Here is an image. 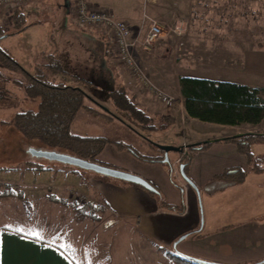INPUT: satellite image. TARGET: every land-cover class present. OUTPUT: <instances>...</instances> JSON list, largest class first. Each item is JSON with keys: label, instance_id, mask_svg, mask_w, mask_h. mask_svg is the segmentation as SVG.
Wrapping results in <instances>:
<instances>
[{"label": "rangeland", "instance_id": "374dc122", "mask_svg": "<svg viewBox=\"0 0 264 264\" xmlns=\"http://www.w3.org/2000/svg\"><path fill=\"white\" fill-rule=\"evenodd\" d=\"M151 1H141L139 8L146 9L147 5L149 7L151 4ZM165 1H169L165 3L168 5V11L179 13L180 9L185 10L182 5L181 8L178 7V0H156L161 5ZM182 2L186 4L188 16L186 19L187 28L184 30L186 34L182 37L183 40L186 37L191 39H207L218 36L232 37L233 34H240L243 31L242 26L246 22L251 27V30L242 33H246V36L248 35L251 38L252 48H255L257 43H261L259 46L262 47L260 50L252 51L251 56L247 59L242 56L241 61L238 62V53H236L235 59L233 56L234 52H231L232 47L229 46L211 47L208 45L201 46L200 44L193 47L187 46V49L191 52L187 62L189 71L193 67L195 69L197 65L206 63L220 67L221 69L215 67L211 71L218 73L224 78H230L234 75V77L264 84V0H182ZM14 13V11L6 9L0 12V18H3L2 20L0 19V25H2L4 31L3 36L0 35L1 50L8 53L22 69L33 72L40 54L56 49V58L59 56L62 58L67 70H69L68 72L76 74L82 79L67 77L68 83L79 86L101 106L113 111L112 105L108 101L109 87H105L106 82L110 84L112 79L106 77L99 58H94L90 63L85 61L86 49L83 36L80 34H74L73 36L70 30L64 31L63 29L68 23V26L71 25L72 29L77 33L82 31L86 33L87 31L66 20L63 12L59 14V18L54 24L49 21H43L41 25L17 31L19 26L23 27L28 20H33V16L23 19V14L16 16ZM143 14L146 22L152 19L147 17L146 12ZM163 26L162 36L167 35L169 37L172 33L171 28L165 22ZM145 28L143 26L141 31L143 32ZM94 31L99 36V40L105 43V36L102 37L96 30ZM77 35H80L78 39L81 42L78 44L74 42ZM55 44L57 47H54ZM75 44L77 47H75ZM152 47L146 51L140 47L141 49L138 48L134 54L141 69L151 82L158 89L166 92L148 75V68L154 70L148 62L152 60L156 67L154 72L156 74L158 72L157 75H161L165 73L166 65L177 61L179 54H174L170 51L169 54L163 57L152 56L153 58H146L151 55ZM245 47L249 48L247 45L242 46V48ZM36 52L39 53L36 54ZM231 57H234L235 60L232 59L233 61H231ZM229 64H231L230 68H227ZM120 65L125 70L126 66L121 63ZM203 71L201 68L193 71V73L201 74ZM129 76L134 80L130 72ZM108 79H111L110 82ZM23 81V71L18 68L10 70L0 64V83H2V86L0 84V118L8 120V117L10 115L13 116L16 111L36 108L38 98H31L35 101L33 104L31 100L30 102L24 97ZM135 83L137 84L136 81ZM140 88L144 90L142 87ZM148 94L155 101L160 102L151 93ZM169 95L174 98L173 104L170 107L165 106L172 108L178 103L179 98H176V93H170ZM88 103L90 102L88 101ZM96 109L99 112L86 109L79 110L75 115L72 128L77 134L97 136L113 141L107 142L92 161L114 169H118L115 167L117 164L130 160L131 151L129 152V150H133L138 156L152 159L154 158L152 156H156L159 153L153 145H159V142L165 141V138L173 139L174 144H176L173 147H181L183 138H187V140H194L199 137L202 139L213 138L214 136H221L224 131L216 128L217 126L215 125L203 122H186L182 125L179 119L172 121L164 128L150 130L147 127L134 126L129 116L127 117L124 113L120 114V119L108 118L101 113V111L106 113V110L99 107H96ZM129 125L133 126L134 130L141 134V137L136 136ZM246 129H250V132L264 133V120L257 126L240 125L235 130L246 132ZM29 148L47 150V147L41 143L26 141L14 126L0 124V180L17 183V186L14 185L13 188L18 193H22L21 196L0 197V230L2 228L11 230L23 229L21 232L34 234V236L46 238L60 244L64 250H68L72 256H76L77 260H79L77 257L79 251L87 252L84 256L88 260L91 258V261L88 262L90 264H164L161 261L163 257L166 264L169 261L172 264H193L185 260L187 257L176 253L171 248L167 249L169 252L165 255L164 253L159 254L156 250L152 251L149 244L133 235L126 223L117 222L114 219V215H111L109 219H105L109 213L103 212L99 205L105 204V201L98 193V198L93 200L100 207L96 209L95 217L89 214V209L86 207L82 213L76 211L70 205L72 201L80 205L90 201H80V203L75 198L77 195L71 194L69 191V189H75L78 194L81 193L90 197L88 192H86L88 189L86 186L94 183V181H90L88 179L89 176L94 177V179H107L110 181L122 180L100 175L91 170L75 166L70 167L56 160L32 156ZM251 153V156H253L252 163H260L263 169L257 172L250 171L245 174L244 187L247 186L249 190L246 195L244 194L245 191L237 190L239 193L236 194V199L232 201H235V205L232 203L224 205L221 202L224 199L232 198L234 196L233 190L227 191L226 196L216 195L214 197L215 201L212 200L210 203L206 200L204 201L201 197L202 217L206 221V229L211 223V221L208 222V219L212 216L215 218L214 220L221 218L219 222H223V224L226 220L239 225L247 218L252 222H257L259 216L264 220V141L256 140L252 143ZM259 154L262 159L256 161ZM28 161L51 165V169H24L25 163ZM146 167H149L148 163ZM167 169H170L169 165H167ZM72 171L84 176L80 181L78 180L79 184L71 182L67 173H72ZM171 178L175 180L173 174ZM93 187L96 189L95 183ZM51 193L57 198L56 201L48 198ZM251 221L239 225L241 230L237 236L243 237V240L245 237L247 239L244 243H242V239H240L241 242H238L243 245L236 249L237 255H240L241 252L252 253L264 248V238L260 239V241L258 240V237L264 236V232L260 234V229L263 226L255 223L251 224ZM256 227L259 229H256ZM249 228L252 231H256L253 232L252 237L248 234ZM238 249H242V251ZM96 252L100 255L93 254ZM191 261L197 260L192 259ZM255 263L264 264V257Z\"/></svg>", "mask_w": 264, "mask_h": 264}, {"label": "crops", "instance_id": "0c3cea01", "mask_svg": "<svg viewBox=\"0 0 264 264\" xmlns=\"http://www.w3.org/2000/svg\"><path fill=\"white\" fill-rule=\"evenodd\" d=\"M89 1L97 7L110 10L117 18L126 21L132 37L136 36L139 31L141 32L143 26L147 28L148 22L145 21L144 12L147 13V17L149 18L168 23L171 30L177 25V28L181 31L178 33L172 31L169 37L163 35L158 38L152 47L151 55L146 57L149 59L153 58L152 56L163 57L169 54L170 51L174 54H179L177 61L174 62L173 60V64L169 63L165 66V73L159 74L160 77L157 75L158 72L157 74L154 72L156 68L155 63L152 60L148 62L149 65L154 68L153 70L147 67L148 75L167 93H176V98H179L176 105L172 108H168L163 103L155 101L145 90H142L131 76H129L126 67L125 70L122 69L116 54L109 48L106 37H104L105 34L101 30L93 27H82V29L87 32L85 33L82 31L81 34L74 31L71 25L68 26V23L66 25L69 28L66 26L63 29L64 31L70 30L73 36L74 34L83 36L86 49V56H84L86 58L85 61L90 63L94 58H99V62L102 65V70L106 77L112 79L110 84L106 82L105 87H109L110 90L114 87L123 85L128 95L145 110L150 118L149 124L153 126L150 130L164 128L172 121L178 119L182 125L186 122H203L189 117L184 110L178 83V78L181 75L229 81L264 88V84L261 82H251L248 79L234 77V75L230 78H224L218 73H213L211 70L216 67L214 65L202 63L197 65L195 69L193 67L191 71H189L190 69L187 66L188 58L190 57L189 53H191L187 49V46L193 47L199 44L201 46L208 45L211 47L229 46L232 47L231 52H234L233 56L235 59L236 53H238V62L241 61L242 56L247 59L251 56L252 51L260 50L262 48L259 46L261 43L255 44L256 47L258 46L257 48H252L253 43L251 38L248 37V35L246 36V33H242L251 30V27L246 22L242 26L243 31L240 34H233L232 37L218 36L207 39H191L186 37L183 40L182 37L186 34L184 30L187 28L186 19L188 16L186 4L183 3L182 0H178V7L181 8L182 5L185 10L180 9L179 13L167 10L168 5L165 3L169 1H165L163 5H161L159 2L157 3L156 0H152L149 7L147 5L146 9L139 8V4L143 0ZM71 4L72 0H28L27 4L22 9L14 11V15L16 14V16H18V14H23V19L33 16V20H28L23 30L41 25L43 21H49L54 24L61 12L64 13L65 19L73 24L74 22L70 17ZM0 19L2 20L3 18ZM94 30H96L100 36L104 37L105 43L99 40V36ZM80 35H77V38L74 40L77 44L81 43L78 39ZM246 45L249 46L248 49L246 47L242 48V46ZM54 47H57V45L55 44ZM75 47H77V45ZM139 49L141 48L139 47ZM39 52H36V54ZM56 52V49H51L48 53H52L56 58ZM75 55L79 56L77 54ZM234 57H231L230 60H235ZM56 59L63 65L67 77L80 78L76 74L68 72L69 70H67L60 56ZM230 65L231 64L227 65V68H230ZM201 68L204 70L203 73H193V71ZM111 79H108L109 82ZM0 84L2 86V83ZM24 97L28 101L31 100L34 104V99L27 97L25 91ZM11 117L10 115L8 120L11 119ZM0 120L6 119L0 118ZM130 120L131 122L133 121L132 119ZM203 123L217 126L216 128L224 130L223 134L207 139L199 137L194 140H187V138H183L180 147L183 148L182 151H168V161L166 162L164 161V150L161 146H175L176 144H174L175 142H173L172 138H165V141L159 142V145H153L155 150L159 151L158 155L152 156L154 158L147 159L143 156H138L133 150H129V152L131 151L130 160L115 166L118 169L137 174L147 179L157 189V192L148 191L141 186L126 181L94 179L92 176H89L88 179L94 181L96 189L93 187L94 183L90 185L87 184L86 187H88V189L86 192L90 195V201L98 198L97 193L103 198L105 204L99 205L103 209V212L109 213L105 219H109L111 215H114L115 218H113L117 222L126 223L137 239L149 244L152 251L156 250L159 254L164 253L165 255L169 252L167 249L171 248L176 253L188 259L205 261L208 264H252L259 262L264 257V248L252 253L241 252L240 255H237L236 250L238 247H241L243 245L242 243L247 239V237H245L243 240V237L237 236L241 230L239 225L245 224L251 220L247 218L244 222L237 225L227 222L224 219L225 223L223 224V222H219L221 218L214 220L215 218L212 216L208 219V222L211 221V223L208 225V229H206V221H204L202 217L201 197L204 201L206 200L210 203L212 200L215 201L214 197L216 195L221 194L222 196H226L228 193L227 191L233 190L234 196H232V198L225 197L228 199H224L221 202H223L224 205H229V203L235 205V201H232L236 199V194L239 193L237 190L245 191L244 194L246 195L249 189L247 186L244 187L246 180L245 174L250 171L257 172L263 169L260 163H252V143L256 140L264 141V139L255 137L249 145V153L247 154L241 152L236 143L229 140L215 141L203 146L202 143L204 142L239 135L243 132L235 130L240 125H222L210 122ZM261 123L262 121L259 124ZM131 130L136 136L141 137V134L137 130ZM250 131V129H246V132ZM192 145L194 148L191 147ZM184 157H189L185 175L190 182L183 179L179 174L180 177L178 179L182 181V186L178 183L175 176V180L171 178L173 174L171 163L177 158H181L180 163L184 164ZM261 159L262 157L259 154L256 161ZM147 163L149 167H146ZM167 165L170 166V173L167 169ZM73 172L75 171L67 174L72 183L79 184L80 179L84 176L80 173ZM258 218L257 222L251 221L250 223L263 226L260 229V234H262L264 232V220H262L261 216ZM256 229L259 228L256 227ZM248 232L252 237L253 232L256 231H252L249 228ZM263 238L264 236L258 237V240L260 241V239ZM240 239H242L241 244L238 243L241 242ZM157 245H162V247L160 248ZM238 250L242 251V249ZM86 253L87 252L79 251L77 253L79 260H77L76 256H72L70 252L64 250L60 244L46 238L37 237L25 232H17L16 230L8 228H2L0 230V264H90L88 262L91 261V258L88 260V258L84 256ZM93 254L100 255L97 252ZM163 258L161 261L166 264L165 258ZM167 264L172 263L169 261Z\"/></svg>", "mask_w": 264, "mask_h": 264}, {"label": "trees", "instance_id": "16d2710c", "mask_svg": "<svg viewBox=\"0 0 264 264\" xmlns=\"http://www.w3.org/2000/svg\"><path fill=\"white\" fill-rule=\"evenodd\" d=\"M24 26H19L17 31ZM3 34V27L0 25V35L3 36ZM0 64L10 70L18 68L23 71L25 95L39 99L35 109L16 111L11 119L0 120V124L14 126L26 141L45 145L47 147L45 151L63 152L90 161L107 142H113L102 137L77 134L73 131V121L79 110L99 112L96 107L101 108V106L82 88L68 83L63 65L52 53L40 54L35 70L28 72L22 69L8 53L0 49ZM79 80L82 79L79 78ZM178 83L182 104L189 117L222 125L254 126L264 120V88L188 75L179 76ZM108 101L113 111L106 113L101 111L108 118L120 119V114L124 113L133 120L134 126L153 128L149 124L150 118L145 110L128 95L123 85L109 90ZM129 127L134 129L131 125ZM255 137L264 139V133L242 132L237 136L214 139L202 144L206 146L215 141L229 140L236 143L241 152L247 154L249 145ZM191 147L194 148L193 145ZM183 160L185 172L189 157H184ZM24 169L50 170L51 165L28 161ZM21 194L9 185H4L0 190V197L21 196ZM48 198L57 200L53 193L48 195ZM70 205L78 212H82L85 207L88 208L89 214L93 217H95L96 209L100 208L94 201H88L83 205L72 201ZM185 260L193 264H208L205 261H191L192 259L188 258Z\"/></svg>", "mask_w": 264, "mask_h": 264}, {"label": "built area", "instance_id": "2783aa9c", "mask_svg": "<svg viewBox=\"0 0 264 264\" xmlns=\"http://www.w3.org/2000/svg\"><path fill=\"white\" fill-rule=\"evenodd\" d=\"M28 0H0V12L2 10L16 11L22 9ZM70 17L72 21L79 27H93L101 30L106 37L107 44L110 49L116 54L117 60L122 65L126 66L128 72L131 73L138 86L142 87L148 93H151L158 101L170 107L173 104L174 98L166 92L158 89L147 75L143 72L135 57L136 50L141 47L142 50H149L154 43L163 34V21L157 19H149L147 28L142 32L139 31L134 37L131 36V31L126 21L117 18L110 10L102 7H97L89 0H72L70 7ZM173 32H181L177 25L172 30ZM181 162L177 158L171 163L173 175L177 178L180 185L183 183L180 179L178 165ZM4 185L13 187L17 183L4 182L0 180V188ZM71 194H75V198L80 202L91 200L84 194H78L75 189H69ZM77 193V194H76ZM80 202V203H81ZM162 247V245H157Z\"/></svg>", "mask_w": 264, "mask_h": 264}, {"label": "water", "instance_id": "95a60500", "mask_svg": "<svg viewBox=\"0 0 264 264\" xmlns=\"http://www.w3.org/2000/svg\"><path fill=\"white\" fill-rule=\"evenodd\" d=\"M101 108H103L106 111H109L107 107L101 106ZM161 148L164 150V156H165L164 161L165 162L168 161V158H167L168 151L181 152L183 149L180 147H173V146H161ZM29 152L32 156L42 157V158H46L49 160H56L63 164H68V165L75 166V167L85 169V170H91V171L96 172L97 174L113 177L116 179H120L122 181L134 183V184H138L139 186H141L142 188L148 191L157 192V189L147 179L137 174H133V173L126 172L123 170L107 167L99 163H96V162H93L87 159H83L80 157H76V156L63 153V152L62 153H52V152L34 149V148H29ZM183 168H184V164L180 163L179 174L181 175L183 179L190 182L187 176L185 175ZM200 262H204V261H200ZM213 264H222V263H213Z\"/></svg>", "mask_w": 264, "mask_h": 264}, {"label": "snow or ice", "instance_id": "6c2138e0", "mask_svg": "<svg viewBox=\"0 0 264 264\" xmlns=\"http://www.w3.org/2000/svg\"><path fill=\"white\" fill-rule=\"evenodd\" d=\"M16 231H17V232H21V231H23V229L17 228ZM33 235H34V234H33Z\"/></svg>", "mask_w": 264, "mask_h": 264}]
</instances>
